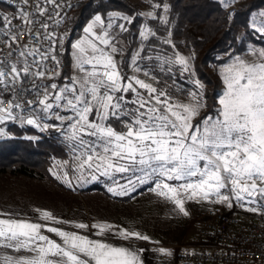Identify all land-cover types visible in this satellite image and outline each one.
Masks as SVG:
<instances>
[{"label":"snow or ice","instance_id":"1","mask_svg":"<svg viewBox=\"0 0 264 264\" xmlns=\"http://www.w3.org/2000/svg\"><path fill=\"white\" fill-rule=\"evenodd\" d=\"M19 2L32 6L30 0ZM55 3L56 0H35L34 12L22 7L11 18L0 17L5 25H12V19L21 21V25L12 26L16 31L9 28L4 33L7 39L0 41L9 48L18 45L21 49L16 62L0 60L3 90H11L15 95L26 91L23 83L29 78L55 79L58 75L60 61L54 47L42 50L40 44L28 50L26 42L19 44L21 31L38 42L59 41L49 31L46 20L39 19L47 13L44 4ZM167 7L164 5L165 10ZM260 15L264 17V12ZM122 18L131 22L128 17ZM112 26L111 21L105 26L101 15H95L83 30L87 35L73 45L78 74L63 86L56 83L43 86V98L36 101L46 113L53 108L71 113L61 116L57 112L55 118L68 121L73 129L68 139L73 141L76 169L100 171L106 176L141 173L142 177H137L141 183L155 177L157 194L171 200L185 216L189 215L184 207L185 199L227 203L229 207L233 198L245 203H254L258 197L264 199V52L259 53V63L237 60L224 69L225 89L219 97L216 115L194 125L192 120L203 107L195 93L191 94L194 102L179 104L166 91L139 78L122 75L113 55L118 49L111 43L114 38L107 31ZM118 27L126 30L123 24ZM256 30L264 34V26ZM140 36L147 38L143 31ZM94 41L110 51L98 47ZM29 56L33 57L31 61ZM177 59L181 65L186 64L182 56ZM44 61L55 63L51 77L42 64ZM85 65H90L91 70ZM139 89L146 90V94ZM128 93H133L134 98L127 99ZM3 105L0 100V122L17 119L13 109L22 105L14 101H9L7 108ZM113 121L119 123V129ZM26 123L33 125L37 121L29 118ZM166 181L183 183L173 186ZM36 211L45 220L55 219L48 211ZM76 227L84 229L88 225L80 223ZM92 227L99 228L96 235L102 236L111 232L112 226ZM42 229L55 233L63 243L42 234ZM114 235L123 239H149L127 230H118ZM0 247L35 253L32 257L17 259L15 264H139L138 256L124 247L26 220L0 219ZM6 264H13L12 259L6 258Z\"/></svg>","mask_w":264,"mask_h":264},{"label":"rangeland","instance_id":"2","mask_svg":"<svg viewBox=\"0 0 264 264\" xmlns=\"http://www.w3.org/2000/svg\"><path fill=\"white\" fill-rule=\"evenodd\" d=\"M129 1L138 5L141 15L146 20L142 29L146 33V36L152 35L151 33H155L154 36L156 37L160 36L159 33L155 32L156 25H150L147 22L148 19L157 17L158 7L156 5L159 4L157 2L148 4L142 0ZM218 1L226 10L233 12L236 9L243 8L249 0ZM79 10L74 5L64 16L57 35L60 39L56 42L55 46L58 49L60 60L62 61L63 59L62 62L69 60L68 72H65L64 67V75H58L55 79H41L43 86L51 83L63 86L69 83L70 78L78 74L75 67L76 49L73 48V45L87 35L83 30L95 17L94 15L86 21L82 29L77 31L74 29V25ZM162 10L160 20L163 23L166 20V14L164 13V9ZM261 12H264V7L252 11L249 15V26L255 31L256 35H259L258 37L264 35L256 30L264 26V17H261ZM6 13L7 11H5ZM102 19L105 26L110 21L113 25L107 31L114 38L111 43L116 46L118 51L113 55L124 77L129 79L133 77L139 78L158 90L166 91L172 101L179 104L194 102L191 94L195 93L196 98L202 102L203 107L199 109V114L193 118L192 123L194 125L207 116L214 117L216 115H207L200 118V112L204 110V101L202 99L204 85L199 81L194 72L192 51L176 48L169 33H166V42H168L169 46L168 51L169 53L173 51V59L178 66L169 67L171 70L169 73H175L178 77L183 78L185 82H188V90L186 92H181L178 88H173L174 90L170 91L169 85L171 84L161 83L162 85H158L154 78L135 64L136 59H140L142 46H139L134 52L129 62V67L126 71L124 70L121 64V56L127 47V43L120 37L121 29L118 25L123 24L121 15L119 12L112 11L105 17H102ZM95 31L99 32L100 30L96 29ZM142 39L145 38L142 37ZM94 42L97 43L98 47L105 48V51H110L106 46L100 45L98 41ZM260 52H264V47L248 43L244 52L229 56L223 63L213 62L203 67L219 82L220 94L216 99L217 108H219V97L225 89L224 69L228 65L237 62V60H243L247 64L259 63L261 62ZM224 55L223 53H219L217 58L220 59ZM181 56L186 61L185 65H181L178 62L177 58ZM84 67L91 70L90 65H85ZM158 69L164 70V67H158ZM178 86L183 87L184 85L180 82ZM139 91L146 94V90L144 89H139ZM125 95L129 100L134 98L133 93ZM57 112L61 116L71 115V113L65 112L63 109L53 108L47 113L43 111V126L33 124L37 131L46 133L53 131L56 133L62 146L67 151V156L63 157V159L53 158L52 160L51 175L55 181L46 177L43 179L0 178V213L3 214L0 215V219H17L40 223L48 227H56L65 232H74L78 235L87 236L91 240H101L113 246L124 247L138 256L139 264H174L176 254L185 249L187 244L196 240L197 229L200 226L198 217L209 208L229 213L235 216L242 224H256L264 220V199L259 197L254 203L236 201L233 198L232 207H229L227 203L196 202L195 200L185 199L184 207L189 213L188 216H185L176 208L171 200L157 194L158 190L155 189L157 180L155 177L146 179L144 183H141L137 178L138 176L142 177L141 173H136L135 175L132 173H113L106 176L102 175L100 171L77 170L74 159L75 153L73 152V141L68 139L73 129L69 126L68 121L62 122L55 118ZM9 123L22 126L26 124V120L17 118L6 119L0 122V131L3 132L0 138L10 135L6 130ZM113 124L118 129L120 128L118 122L113 121ZM166 182L173 186L183 183V181ZM222 191L227 193V190ZM252 208L257 210H249ZM37 209H40L41 212H50L55 219H43L41 213L36 211ZM80 223L88 225V227L84 229L76 227ZM98 224L112 226L111 232H106L102 236L96 235L99 232V228L92 226ZM118 230L137 232L142 236L149 237V239L143 240L135 237L123 239L114 235ZM41 231L42 234L47 235L57 243H63L62 239L55 233L47 232L46 229H42ZM160 249H165L166 251L161 252ZM34 255L35 253L24 249L17 252L12 248L0 247V264H6V258H11L13 264H15V261L21 257H32Z\"/></svg>","mask_w":264,"mask_h":264},{"label":"trees","instance_id":"3","mask_svg":"<svg viewBox=\"0 0 264 264\" xmlns=\"http://www.w3.org/2000/svg\"><path fill=\"white\" fill-rule=\"evenodd\" d=\"M142 1L159 4L157 17L147 21L150 25H156L155 32L160 34L158 37L149 35L142 39L140 33L146 20L141 15L138 5L129 0H79L75 4L80 10L76 15L74 29L77 31L82 29L85 22L96 14L105 17L114 11L119 12L121 18L128 17L131 22L122 18L126 30H120V37L127 43L121 56L124 70L129 67L134 52L142 46L140 59H136L135 64L154 78L158 85L171 84L170 91L178 88L181 92H186L188 82L175 73H169L171 72L169 67L178 66L173 59V51L170 53L168 51L169 46L166 42L168 32L176 48L193 52L194 72L204 85L202 92L204 110L200 112V118L216 114V99L220 94L219 82L203 67L213 62L223 63L229 56L244 52L248 43L264 47V35L258 37L259 35H256L249 26L250 13L264 7V0H249L243 8L233 12L226 10L218 0ZM164 5L168 6L167 10ZM9 9L6 2L0 1V17L6 16L5 11ZM162 9L166 14V22L163 23L160 20ZM2 23L0 20V26ZM55 50L61 63L59 76L64 75V67L65 72H68L69 60L62 62L58 49ZM219 53L225 55L219 59L217 58ZM158 67H164V70H159ZM180 82L183 87L178 86ZM26 124L19 126L9 123L6 130L10 135L0 138V178L46 177L55 181L51 175L52 160L67 156L66 149L53 131L49 133L37 131L34 125Z\"/></svg>","mask_w":264,"mask_h":264},{"label":"built area","instance_id":"4","mask_svg":"<svg viewBox=\"0 0 264 264\" xmlns=\"http://www.w3.org/2000/svg\"><path fill=\"white\" fill-rule=\"evenodd\" d=\"M0 1L6 2L10 7L6 13L9 18L13 17L17 10L22 7H27L32 12L35 11V0H30L31 7L22 5L19 0ZM78 1L56 0L55 4H44L47 13L39 19L46 20L50 26L49 31L54 33V37H57L59 33L64 16ZM48 17H51V19H48ZM15 25H21V21L12 19V25L2 23L0 26V41L7 39L4 33L9 28H12L13 31L17 30L12 27ZM25 42L28 50L40 44H42V50H46L50 46L54 48L56 46V43L53 44L49 41L38 42L35 39H30L21 31L19 44L24 45ZM20 50L18 45L9 48L5 43L0 42V60L16 62ZM10 52L12 53L11 56H9ZM54 54L56 55V52ZM28 59L31 61L33 57L29 56ZM42 64L46 65L49 70L47 75L51 77V70L55 67V63L44 61ZM57 71L59 75L61 64H59ZM33 84L35 87H33ZM23 87L26 91L17 92L15 95L11 90L5 91L0 88V100L4 102L3 106L7 108L9 101L18 102L22 106L13 109L14 116L18 119L22 118V120L35 119L37 121L36 125L43 126V106L36 102L42 98L43 84L41 78H29L24 81ZM27 101H33V103L28 104ZM198 220L200 226L197 229L196 240L187 244L185 249L176 254L174 264H264V220L256 224H242L235 216L213 208L202 212Z\"/></svg>","mask_w":264,"mask_h":264}]
</instances>
